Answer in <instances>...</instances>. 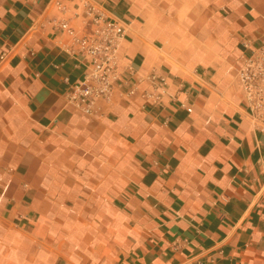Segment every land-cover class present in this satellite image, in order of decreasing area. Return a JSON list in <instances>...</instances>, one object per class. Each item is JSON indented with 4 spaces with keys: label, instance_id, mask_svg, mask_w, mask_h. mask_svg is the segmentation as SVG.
<instances>
[{
    "label": "crops",
    "instance_id": "obj_1",
    "mask_svg": "<svg viewBox=\"0 0 264 264\" xmlns=\"http://www.w3.org/2000/svg\"><path fill=\"white\" fill-rule=\"evenodd\" d=\"M95 1L126 31L85 116L74 0H0V264H264V122L236 79L264 0Z\"/></svg>",
    "mask_w": 264,
    "mask_h": 264
},
{
    "label": "built area",
    "instance_id": "obj_2",
    "mask_svg": "<svg viewBox=\"0 0 264 264\" xmlns=\"http://www.w3.org/2000/svg\"><path fill=\"white\" fill-rule=\"evenodd\" d=\"M60 11L66 6L56 3ZM75 16L84 20L85 31L77 35L66 22L59 28L71 38V46L84 60L82 80L70 87L67 102L81 114L92 115L100 102L106 101L115 89L119 77L118 49L125 36L123 20L108 16L103 6L95 0H74ZM241 64L236 79L253 119L264 122V41L254 47L243 42ZM133 91L130 92V94ZM187 264H205L199 258Z\"/></svg>",
    "mask_w": 264,
    "mask_h": 264
}]
</instances>
